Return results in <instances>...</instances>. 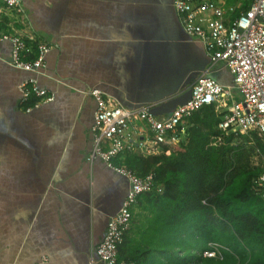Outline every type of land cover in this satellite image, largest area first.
Segmentation results:
<instances>
[{
  "label": "crops",
  "instance_id": "1",
  "mask_svg": "<svg viewBox=\"0 0 264 264\" xmlns=\"http://www.w3.org/2000/svg\"><path fill=\"white\" fill-rule=\"evenodd\" d=\"M217 2L229 20L251 0ZM20 8L3 13L0 32L50 50L45 66L30 72L14 68L11 43L1 44L0 264H101L97 246L130 182L101 158L88 159L97 110L90 91L98 87L127 108L150 104L165 118L200 75L233 86V73L185 31L173 0H21ZM29 78L54 100L22 103L20 85ZM165 144L162 152L126 149L112 162L127 167L125 152L171 153Z\"/></svg>",
  "mask_w": 264,
  "mask_h": 264
},
{
  "label": "trees",
  "instance_id": "2",
  "mask_svg": "<svg viewBox=\"0 0 264 264\" xmlns=\"http://www.w3.org/2000/svg\"><path fill=\"white\" fill-rule=\"evenodd\" d=\"M222 118L213 104L205 105L181 121L185 138L164 145L169 155L123 153V165L141 176L154 172L162 190L139 197L119 259L264 264V198L256 190L263 155L254 161L258 151L264 154V139L257 130L226 134Z\"/></svg>",
  "mask_w": 264,
  "mask_h": 264
},
{
  "label": "built area",
  "instance_id": "3",
  "mask_svg": "<svg viewBox=\"0 0 264 264\" xmlns=\"http://www.w3.org/2000/svg\"><path fill=\"white\" fill-rule=\"evenodd\" d=\"M217 1L173 0V6L185 31L203 42L210 60L223 61L230 68L233 86L220 83L206 72L193 82L190 97L165 118H159L150 104L127 108L105 98L98 87L90 91L96 98L97 110L92 127L95 147L88 159L101 158L130 182L120 209L109 219L104 237L97 246L96 255L101 264H137L135 260L119 259V247L130 228L139 197L154 188L158 192L162 190L155 186L154 172L141 176L130 168L113 164V157L126 149L153 153L162 152L159 148L162 144H178L183 134L179 127L181 121L210 104L223 115L219 127L226 134H247L257 130L264 139V0H251L248 8L229 20L225 19L226 10ZM20 7L21 0H0V23L5 11H20ZM228 11L233 14L236 7L231 6ZM4 41L11 43L9 63L14 68L38 72L45 66L50 50L47 43L39 42L34 57L28 58L34 54V48L25 38L0 32V49ZM20 86L22 103L30 96L45 102L55 98L34 78L26 79ZM233 88L240 94L239 100L233 99ZM139 121L144 124L140 126ZM165 152L170 153L169 150ZM256 190L264 198V156L263 172ZM205 255L211 256L214 252L207 251Z\"/></svg>",
  "mask_w": 264,
  "mask_h": 264
},
{
  "label": "rangeland",
  "instance_id": "4",
  "mask_svg": "<svg viewBox=\"0 0 264 264\" xmlns=\"http://www.w3.org/2000/svg\"><path fill=\"white\" fill-rule=\"evenodd\" d=\"M235 94L240 97V94L237 91L235 92ZM262 155H263V153H261L259 151L257 152V154L254 157V161H255L256 164L262 162Z\"/></svg>",
  "mask_w": 264,
  "mask_h": 264
},
{
  "label": "water",
  "instance_id": "5",
  "mask_svg": "<svg viewBox=\"0 0 264 264\" xmlns=\"http://www.w3.org/2000/svg\"><path fill=\"white\" fill-rule=\"evenodd\" d=\"M181 104V103H180ZM155 113V112H154Z\"/></svg>",
  "mask_w": 264,
  "mask_h": 264
}]
</instances>
